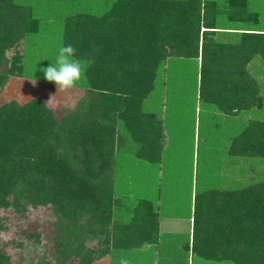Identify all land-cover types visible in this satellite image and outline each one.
<instances>
[{"label": "trees", "instance_id": "trees-1", "mask_svg": "<svg viewBox=\"0 0 264 264\" xmlns=\"http://www.w3.org/2000/svg\"><path fill=\"white\" fill-rule=\"evenodd\" d=\"M74 1L79 11L60 19L57 48L48 49L46 63L75 66L83 97L57 113L45 93L0 103V210L48 206L52 249L13 263L0 244V264H91L106 254L112 264L121 256L146 257L158 244L163 201L160 207L150 194L163 187V173L157 181L165 132L145 101L159 69L166 73L178 59L195 62L199 105L228 122L222 179L195 181L191 240L183 246L205 261L264 264V80L248 67L256 58L264 67V21L253 27L262 23L244 0ZM50 6L0 0V87L22 75L23 53L15 50L39 31ZM51 10L64 9L56 3ZM222 15L244 27L217 26ZM130 164L158 185L155 191L146 185L143 193L130 192ZM4 228L0 216V233ZM26 234L39 242V233ZM94 238L99 248L86 244Z\"/></svg>", "mask_w": 264, "mask_h": 264}, {"label": "rangeland", "instance_id": "rangeland-1", "mask_svg": "<svg viewBox=\"0 0 264 264\" xmlns=\"http://www.w3.org/2000/svg\"><path fill=\"white\" fill-rule=\"evenodd\" d=\"M34 1L38 4L44 1L51 4L47 8L48 16H45L49 18L43 19L46 21L42 20L39 24V33H45L43 36L39 34L36 37L28 38L17 46L15 51L22 52L24 57L23 66H17V68L21 67L22 75H10L7 78L0 87V103L8 98L23 102L45 93L50 98L49 105L57 113L60 110L74 108L85 93L84 86L81 83L78 84L81 77L75 66H70L69 62H65V65H68L70 69L67 66L61 70L50 63H46L48 58L52 56L49 51L57 48L58 35L61 29L60 19L66 13L79 11V8L74 5L76 2L74 0ZM203 1H212L220 5L230 0ZM244 1L249 9L256 13L259 23H262L264 21V0ZM56 3L62 4L64 10L52 11L51 9ZM41 13H45V11L42 12V8ZM217 26L240 28L244 27V23L240 20L231 23L228 15H222L217 21ZM262 26L263 23L253 27L262 28ZM15 51L10 49L6 55L11 56ZM61 53L58 52L59 59H62ZM15 59L17 60V58ZM259 63L262 64L256 58L251 61L248 67L249 71L262 82L264 80V67L263 64L260 65ZM169 64L166 73L159 69L154 89L145 101V105L157 112L161 118L166 144L164 149L166 158L159 171L160 176L157 181L158 185H161L163 173L165 178H163V187L161 186L160 190L161 195H157V192L150 195L156 199L160 207L161 201H163L162 214L159 220L160 227L164 231L178 232L176 235L178 242H180L177 247L170 244V249L162 251L163 253H171L170 258H164L169 261L168 264H215L200 258H192L189 249L185 248L183 244H189L190 190L195 191L197 186L195 181L197 183L198 180L203 181V184L209 185L222 179L224 172V128L228 129V122L224 120L223 116H215L214 108L210 110L199 105L198 99L195 97V62L178 59L177 61H170ZM2 68L3 65L0 63V69ZM129 147L130 154L134 146ZM134 166L129 165L131 179L128 180V185L130 189L132 188L130 192L132 194L143 193L145 186L151 188L154 182L152 179H148L138 167ZM170 177L171 179H169ZM156 187L154 185L153 190ZM157 198H159L158 201ZM166 202L168 205L165 204ZM172 202H174V206L171 205ZM171 212H175L174 215ZM0 216L5 225L0 233V244L10 254L11 262H31L39 259L43 254H48L52 249L51 237L53 235L54 217L48 206L28 207L23 212H16L9 207L1 209ZM27 231L39 233V242L29 239L26 234ZM86 244L91 247H100L95 238L87 240ZM121 257L115 258L112 264H118L117 261H122L121 264H156L158 262L153 261L150 254L148 257L142 255H135L133 258L128 257L126 259H121ZM103 259L105 261L100 259V261H94L91 264H110L109 255L106 254ZM68 264H74V261H69Z\"/></svg>", "mask_w": 264, "mask_h": 264}, {"label": "crops", "instance_id": "crops-1", "mask_svg": "<svg viewBox=\"0 0 264 264\" xmlns=\"http://www.w3.org/2000/svg\"><path fill=\"white\" fill-rule=\"evenodd\" d=\"M28 2H29V0H28ZM42 5H43V3H42ZM37 33L31 34V36H28L26 39L32 38V37H36L37 35L40 34L39 31ZM44 33H41L40 35L43 36ZM159 230H160L159 242H158V244L156 246H153V247H151V248H149L147 250V252H148L147 257L150 254V257H152L153 261H158V262H156V264H168L169 261H166L164 258H166V257L170 258L171 257L170 254L171 253H163L162 250L166 251V250L170 249V247H171L170 244H172L174 247H177L179 245L180 242H178L177 235H176V234H178V232H175V231H164L160 227V224H159ZM190 240H191V216L189 215V227H188V241H189V244H190ZM97 261H95V262H97ZM101 261H105V259L102 258ZM209 262H212V261H209ZM217 264H224V262H220V263H217Z\"/></svg>", "mask_w": 264, "mask_h": 264}]
</instances>
